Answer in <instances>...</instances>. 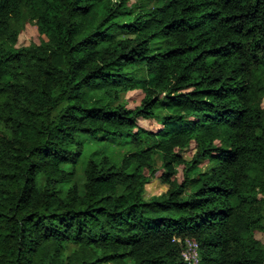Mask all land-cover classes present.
Masks as SVG:
<instances>
[{"label": "trees", "instance_id": "16d2710c", "mask_svg": "<svg viewBox=\"0 0 264 264\" xmlns=\"http://www.w3.org/2000/svg\"><path fill=\"white\" fill-rule=\"evenodd\" d=\"M263 103L264 0H0V264H264Z\"/></svg>", "mask_w": 264, "mask_h": 264}, {"label": "rangeland", "instance_id": "374dc122", "mask_svg": "<svg viewBox=\"0 0 264 264\" xmlns=\"http://www.w3.org/2000/svg\"><path fill=\"white\" fill-rule=\"evenodd\" d=\"M137 0H132V3ZM145 2H154V0H145ZM19 28V47H29L35 44H40L43 40V37L40 35L38 28L32 22L26 20L24 23L18 25ZM143 98L141 91H130L123 93L120 96V100L114 105L126 104L129 109L136 108L140 101ZM264 107V103H263ZM141 126L147 130L155 131L159 128V125L153 121H141ZM78 141L82 145L84 156L81 160L80 170L84 169L90 160L100 161L103 155H108L112 161L120 164L124 156L132 151V146L122 143L120 141L112 142L107 140L102 142L99 139L89 138L87 136H80ZM193 156V151L188 150L184 152V157L190 159ZM211 167L210 164H207L203 169H208ZM181 169L179 170L178 179H181ZM166 186L162 185L159 180H154L151 185L148 187L146 197L150 198L153 195H160L165 192ZM256 238L264 245V233H256ZM72 250V249H71Z\"/></svg>", "mask_w": 264, "mask_h": 264}, {"label": "built area", "instance_id": "2783aa9c", "mask_svg": "<svg viewBox=\"0 0 264 264\" xmlns=\"http://www.w3.org/2000/svg\"><path fill=\"white\" fill-rule=\"evenodd\" d=\"M181 244V258L184 264H199V245L196 241L186 238L185 240L177 239Z\"/></svg>", "mask_w": 264, "mask_h": 264}]
</instances>
